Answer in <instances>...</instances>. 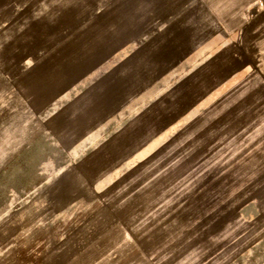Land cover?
Returning a JSON list of instances; mask_svg holds the SVG:
<instances>
[{"label":"rangeland","instance_id":"374dc122","mask_svg":"<svg viewBox=\"0 0 264 264\" xmlns=\"http://www.w3.org/2000/svg\"><path fill=\"white\" fill-rule=\"evenodd\" d=\"M181 259L264 264V0H0V264Z\"/></svg>","mask_w":264,"mask_h":264},{"label":"crops","instance_id":"0c3cea01","mask_svg":"<svg viewBox=\"0 0 264 264\" xmlns=\"http://www.w3.org/2000/svg\"><path fill=\"white\" fill-rule=\"evenodd\" d=\"M202 1L205 2L206 0H202ZM210 8H211V6H210ZM141 26H143V25H141ZM147 30H148L147 29V25L145 24L143 26V28L140 30V32L138 33V35H136V37L130 38V39H126L127 43H131V42H134V41H138L140 43L138 46H135V49L133 51H131L132 53H134L138 49L142 50V48L145 46V44H147L151 40V37H149L146 34H144V32H146ZM154 34H158V31L155 32ZM131 55L132 54H130V56ZM182 66H184V65H179L178 64V66H176V64H175V65L172 66L171 70L166 71L167 75H169L168 79L171 80V81H173L174 79H177L179 77L180 73H181V67ZM174 264H203V263L200 262V261H197V260L194 261L192 259H181V260H178V262L174 263Z\"/></svg>","mask_w":264,"mask_h":264}]
</instances>
